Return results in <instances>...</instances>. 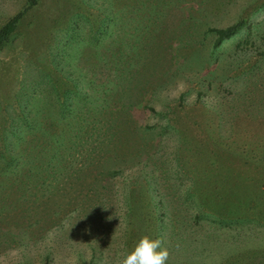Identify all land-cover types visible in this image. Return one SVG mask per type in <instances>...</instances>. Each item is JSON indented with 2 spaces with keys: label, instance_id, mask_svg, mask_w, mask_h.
I'll list each match as a JSON object with an SVG mask.
<instances>
[{
  "label": "rangeland",
  "instance_id": "1",
  "mask_svg": "<svg viewBox=\"0 0 264 264\" xmlns=\"http://www.w3.org/2000/svg\"><path fill=\"white\" fill-rule=\"evenodd\" d=\"M25 1L0 0V24ZM57 1H43L27 11L0 47V135H5L9 113H20L15 102L44 98L41 90L51 92L52 82L65 86L61 75L66 73L52 70L47 58L50 46L60 42L53 52L62 58L60 46L68 40L89 37V28L93 37L92 25L103 19L99 16L105 5L118 16L124 4L60 0L61 13L55 14L52 4ZM158 2L149 27L156 30L153 43L150 38L146 59L138 66L144 75H135L132 86L160 92L156 100L151 92L145 94L143 103L155 109L146 108L142 120L154 127L156 154L166 177L148 191L149 203L137 205L135 223L119 217L116 252L103 248L109 253L101 262L121 264L125 253L148 235L161 238L168 248L166 264H264V0ZM125 3L136 5L135 0ZM241 17L245 24L215 46L211 28ZM103 22L108 25V18ZM172 112L178 114V123ZM7 158L0 154V173L7 169L12 175L20 164L14 168ZM118 190L125 191L122 186ZM143 192L135 187V193ZM22 198L35 209L11 206L10 212L0 214V264H44L45 255L50 264H75L68 246L58 250L54 241L60 226L72 218L56 215L66 209L59 197L30 186ZM118 205L122 212L121 198ZM142 215L145 224L138 218Z\"/></svg>",
  "mask_w": 264,
  "mask_h": 264
},
{
  "label": "trees",
  "instance_id": "2",
  "mask_svg": "<svg viewBox=\"0 0 264 264\" xmlns=\"http://www.w3.org/2000/svg\"><path fill=\"white\" fill-rule=\"evenodd\" d=\"M43 1L48 0H26L0 24V47L18 29L27 11ZM57 2L52 4L55 14L61 13L58 9L62 2ZM135 2L132 6L123 0L118 16L115 9L105 5V13L101 11L99 18L107 17L109 24L105 26L103 19L94 22L93 37L89 28V37L68 40L66 46H60L62 58L53 52L60 42L50 46L47 58L52 70L66 73L61 75L65 86L52 82L51 92L41 90L44 98L33 97L28 104L15 102L20 113H9L8 122L3 123L7 127L5 135H0V154L8 157L10 166L20 164L12 175L7 169L0 173V214L10 212L11 206L35 209L29 199L22 198L30 186L54 192L66 206L56 215H72L66 227L60 226L54 241L58 250L68 246L75 264H103L101 259L109 253L104 250L107 246L115 254L119 217L135 223L137 205L146 202L152 185L159 186L166 177L156 154L155 133L151 131L154 127L142 120L146 108L155 109L143 103L145 94L151 92V100H156L160 92L153 87L132 86L135 75H144L138 66L146 59L150 38V45L153 43L156 30L149 28L154 24L151 12L159 2ZM244 24L241 17L227 26L211 28L216 34L214 45ZM108 29L110 35L104 40L101 34ZM42 69L52 78L49 70ZM171 114L178 123V114ZM18 122L19 127L11 128ZM21 155L26 158L21 159ZM119 186L125 191L120 193ZM136 186L144 192L135 193ZM34 196L37 198L36 193ZM120 198L125 206L122 212ZM138 218L143 224L147 222L144 215ZM44 264H50L48 255Z\"/></svg>",
  "mask_w": 264,
  "mask_h": 264
},
{
  "label": "clouds",
  "instance_id": "3",
  "mask_svg": "<svg viewBox=\"0 0 264 264\" xmlns=\"http://www.w3.org/2000/svg\"><path fill=\"white\" fill-rule=\"evenodd\" d=\"M168 248L161 238L143 235L123 257L121 264H166Z\"/></svg>",
  "mask_w": 264,
  "mask_h": 264
}]
</instances>
